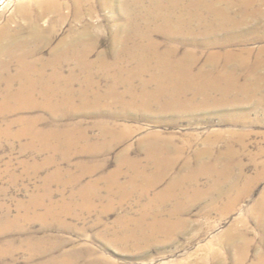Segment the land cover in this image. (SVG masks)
<instances>
[{
  "label": "rangeland",
  "instance_id": "374dc122",
  "mask_svg": "<svg viewBox=\"0 0 264 264\" xmlns=\"http://www.w3.org/2000/svg\"><path fill=\"white\" fill-rule=\"evenodd\" d=\"M93 1L95 13L78 21L71 0H58L68 18L59 22L49 14L36 24L35 18L16 12L19 5L34 0H0V31L22 28L25 33L19 40L28 39L37 27L55 33L41 59H4L0 64L4 79L16 81L13 95L0 98V111L12 112L0 116V129L25 118L40 120L36 127L45 131L50 126L47 112L57 108L65 112L68 145L65 152L54 154L27 137L1 136L0 264H91L99 256L101 264H235L239 255L244 264H264V233L257 226L261 222L264 228V211L258 222L250 217L253 206L264 201V68L244 72L239 60L221 58L219 63L233 71L202 77L197 73L211 53L248 52L245 62L250 68L258 59L264 61V14L244 15L240 28L215 32L218 45L235 44L204 51L194 71H187L193 61L183 57L146 63L153 74L162 65L168 70L161 74L176 75L166 79L192 77L196 85L212 80L218 89L158 94L149 84L148 90L128 94L122 87L111 90L114 74L101 72L104 64L135 68L133 62L113 57L119 49L114 39L123 37L125 25L121 2L106 0L101 8ZM241 16L236 10L228 14L230 20ZM87 26L94 27L99 38L91 58L54 61L51 53L61 40L77 36ZM154 36L164 52V35ZM188 37L183 41L190 43L195 35ZM239 39L243 42L237 43ZM188 43L180 46L179 54H201L202 47ZM99 56L105 58L103 64ZM149 76L124 75L135 79V88L141 81L149 83ZM85 82L95 88H85ZM226 85L244 91L225 96L219 88ZM19 87L26 96H14ZM18 129L17 124L12 127L14 132ZM139 192L146 193L139 198ZM138 224L145 229L138 230L139 237L147 236L153 224L176 225L177 232L172 240L159 234L148 244H136L128 236ZM231 227L243 233L247 248L241 253L221 242Z\"/></svg>",
  "mask_w": 264,
  "mask_h": 264
},
{
  "label": "bare ground",
  "instance_id": "6f19581e",
  "mask_svg": "<svg viewBox=\"0 0 264 264\" xmlns=\"http://www.w3.org/2000/svg\"><path fill=\"white\" fill-rule=\"evenodd\" d=\"M105 1L106 0H97L96 2L98 3V6L102 8L106 4ZM93 2H94L93 0H71V8L73 10L72 15L74 16V18L80 21L84 15L94 14L96 7ZM120 2H121V6L119 4L120 10L119 9L118 10L120 11L121 16H123L125 20V25L122 30L123 37L120 38L117 37L114 39V45H115L114 47H118L119 49L116 53H114L113 57L115 58L114 59L115 61L128 60L130 62H133L135 64L134 65L135 68L134 69L132 68L131 70L124 69L120 66H116L115 68H110L107 67V65L105 66L104 64L101 66L102 68L101 72H104V74L106 73L109 75L114 74V80L112 81L111 90H115L116 88L120 89L122 87L125 89V91L128 94L130 92H134V90L147 89L149 88V84L150 86L151 85L153 86L155 92L158 94L161 93L164 94L169 91L175 93L176 91H178V89L181 90L198 89L200 92L203 93H207L209 90L211 91V89H218V87L214 86L213 83L215 82H213L212 80H210L209 82L199 80L198 84L196 85L192 77L177 79L176 77L173 78L176 75L161 74L160 72H165L168 70V69H164L162 65H160L161 67L159 66L160 68L159 67L157 68V71L159 73L153 74L154 71L151 70L152 66L147 67L146 63L164 62L175 58L183 57V59H186L188 61H193V65L187 71L188 72L194 71L193 69L195 68V66L198 65L199 59L201 55L204 53V51L211 52L210 50L216 47L226 49L233 46V44H235L233 41H230V43L218 45L217 41L213 40L215 32H223L222 30H225L228 27H233L234 29L240 28L241 26L244 25V18H242L244 15H248L250 13L264 14V0H240V1L238 0H120ZM63 7L64 5L58 2V0H34V2L30 4L19 5L16 8L17 9L16 12L17 14L21 15L24 18H30L32 20L35 18L36 24L39 21L46 18L49 14L50 15L54 14L57 17V21L62 22L68 18V16H66L63 13ZM235 10L240 11L242 15L240 18L241 20L240 19L230 20V18L228 17L229 12ZM140 15H141V19L139 17ZM137 20L140 24L138 23L135 24ZM155 28L157 30L161 29L162 31L161 30L156 31ZM153 29L155 30V32ZM95 30L96 29L94 27L87 26L83 30L79 31L77 36H72L71 38H66L64 40L62 39L60 45H58L59 46L58 50L52 51L51 53L52 59L54 61L55 60L56 61L67 60V61H77V62L88 61L91 58L92 54L95 52L97 45L99 43L98 42L99 38L97 37ZM24 31L25 30H23L22 28H18L16 30H10L7 27L3 28L0 31V64L3 62L4 59L15 60L18 62L25 61L28 58L41 59L43 50L50 47L53 38L55 36V33L51 29L37 27L36 29L31 30V32L29 31V36L26 37L28 39L19 40L22 34L25 33ZM137 32L140 33L138 34ZM158 32L159 33L161 32V34L164 35L166 40V43L164 44L165 47L164 52H162L163 50L161 51L162 49L161 45L163 44L157 42L154 39L155 37L154 34L156 33L159 34ZM191 35H193V37L195 35L194 40L192 42L188 43V41H183L184 39H186V36L188 37ZM196 35L200 36L201 38L197 37ZM238 42H243V40L239 39L237 43ZM138 43L140 46H138ZM171 43L173 44L177 43L180 45L177 46L175 45L176 46L175 47L172 46ZM187 43L189 45H194L196 47H202L203 51L200 52L201 54H197L195 50L193 51L187 50L184 53L179 54L180 46L185 45ZM247 55H249L248 52L236 53L230 50L223 54L211 53L206 58L207 60L205 61V66H204L205 69L204 68L200 69L197 73H199V76L202 77L203 75L204 76L213 75V73L219 75H225L226 73L233 71V70H229L227 64L219 63L221 62L220 60L221 58H223L225 62L233 61L235 59L239 60V62H242V66H243L239 68L244 72L246 70L252 69L250 73L251 72L255 73L257 72L258 68H264L263 59L262 60L258 59L255 62V64L252 65V68H250V66H247V62H245V60L246 61L248 60ZM98 60L102 63L105 60V58L103 56H99ZM172 68L174 69V67ZM174 70L176 71V69ZM5 74H6L5 69L2 66H0V98H4L5 96L7 97L10 94L13 95L12 93L13 85H14L13 83L16 82V81L14 82L13 80H5L4 79ZM132 74L134 76L150 74L152 78L149 76L151 79L149 83L147 82L146 84L140 79V81L142 82L141 85L138 86V88H135L134 86L135 79L130 78L132 76L124 77V75H132ZM157 74H160L161 77ZM167 76H173V77H169L170 79H166L165 77ZM162 78H165L166 80ZM85 83H86L85 88L87 89L95 88L94 85L92 86V84L88 82ZM229 83L230 82H228L227 84ZM81 87H83L82 91L85 90L84 86L81 85ZM219 89H223V95L225 96H229L232 94L237 95V92L244 91L232 85H226L223 88L221 86ZM16 91L17 94H14V96L17 95L21 97L22 95L24 97L25 90L23 88L19 87L18 90L16 88ZM13 92H15V90ZM54 92L56 93L54 95L58 96V94H60L58 93L59 92L58 90ZM5 98L4 100H6ZM21 102L22 101L20 100V103ZM49 105L51 106L52 104ZM55 105L58 106L60 104H55ZM203 105H207V102L205 101ZM8 114H12V112L10 113V112L0 111V116H4ZM47 115L49 116L50 126L45 131L39 130L36 127V125L40 122V120H27L25 118H20L18 120H14L10 122L6 126V128L4 127L3 129H0V138H2L1 136L13 137V138L27 137L30 140H33V142L35 141L38 142L39 145H41V148L48 152L54 154H57L58 152H65V150L67 149L66 146H68L66 145L67 130L65 129V125L63 124L65 121V112L63 110L62 111L57 110L56 108V110L47 112ZM15 124L19 125V129L18 131L14 132L12 130V127ZM262 173H264V166ZM159 175H161V173ZM157 183L158 181H155V183H149V186H154ZM51 210L48 209L46 210V212L50 213L52 212ZM263 211H264V201H261L258 204H256L255 207L253 206V208L250 210L251 213L250 217L253 218V220H255L256 222H258L262 219ZM223 213L225 214V212ZM56 214L57 217H59L58 213ZM238 221L239 224L242 223L245 225V223L242 220H238ZM139 224L136 226L137 230L134 229L135 232L131 231L132 233L130 232L128 236L129 237L128 239H130L131 242L136 241V244L138 243V241L139 242L143 241L144 243L148 244L149 242H151V240H154V238H156V236L159 234L161 235L164 234L162 236H165L167 240H172L175 233L177 232L176 230H174L176 225L164 226V225L153 224L147 228L146 230L147 231L146 233L148 234L147 236L139 237V235H136V233H138V230L141 232L142 229H144L142 228V225L140 226ZM257 224H258L257 225L258 229L261 231V233H264V228L262 226L263 224L261 222ZM187 227L188 225L182 226V228H187ZM242 237H243V233L241 232L240 229H238L237 227H231L230 230L227 232L224 240H221V242L223 243V245H225L226 248L234 249L236 250L237 253L238 252L241 253V251H245L247 248L246 245L242 243ZM147 238L149 240H147ZM122 242H124V240ZM99 257L91 261V264H101L102 262L101 259H99ZM244 260H245L244 256L239 255L238 258L235 260V264H244Z\"/></svg>",
  "mask_w": 264,
  "mask_h": 264
},
{
  "label": "crops",
  "instance_id": "0c3cea01",
  "mask_svg": "<svg viewBox=\"0 0 264 264\" xmlns=\"http://www.w3.org/2000/svg\"><path fill=\"white\" fill-rule=\"evenodd\" d=\"M144 193H146V192H139V198H141L142 196H144Z\"/></svg>",
  "mask_w": 264,
  "mask_h": 264
}]
</instances>
